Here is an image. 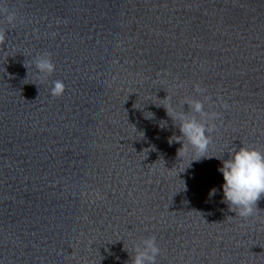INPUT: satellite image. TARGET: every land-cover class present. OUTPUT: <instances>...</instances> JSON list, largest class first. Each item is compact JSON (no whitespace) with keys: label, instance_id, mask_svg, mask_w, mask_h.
I'll return each mask as SVG.
<instances>
[{"label":"clouds","instance_id":"clouds-1","mask_svg":"<svg viewBox=\"0 0 264 264\" xmlns=\"http://www.w3.org/2000/svg\"><path fill=\"white\" fill-rule=\"evenodd\" d=\"M0 15L4 16L9 25H15L18 21L17 14L7 8L0 9ZM6 43V31L0 29V46ZM34 66L39 76L47 77L54 73L55 64L51 59V53L39 54L35 57ZM50 95L61 97L66 89L61 80L52 82ZM177 88L183 87V83L175 85ZM193 91L202 96L203 99L184 97L181 104V111H177L170 102L168 95L164 99L169 100L166 108L167 114L173 121H178L180 136L174 139L181 142L182 147L178 155L187 154L188 146L196 154V158L191 161L200 160L207 157L208 145L211 143V133L216 130L215 121L220 117V113L214 110H206L205 105L211 109L214 101L211 95H207V89L201 87L200 83L193 85ZM163 99V100H164ZM219 100V98H217ZM188 106L185 112L183 106ZM221 106L228 108L227 103L221 101ZM182 137V139H181ZM186 141V143H185ZM219 171L223 175L224 183L223 197L229 205L231 211L237 216L247 219L251 217L257 208V202L264 197V151L255 147L241 146L229 153V158L222 161ZM216 189L210 192L214 195ZM161 249L157 244L156 237L144 238L134 247V255L131 264H156V258L160 255Z\"/></svg>","mask_w":264,"mask_h":264}]
</instances>
